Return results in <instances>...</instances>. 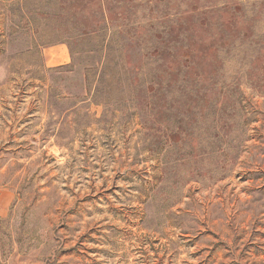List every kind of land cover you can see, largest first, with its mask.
Wrapping results in <instances>:
<instances>
[{"label":"rangeland","instance_id":"obj_1","mask_svg":"<svg viewBox=\"0 0 264 264\" xmlns=\"http://www.w3.org/2000/svg\"><path fill=\"white\" fill-rule=\"evenodd\" d=\"M0 264H264V0H0Z\"/></svg>","mask_w":264,"mask_h":264},{"label":"trees","instance_id":"obj_2","mask_svg":"<svg viewBox=\"0 0 264 264\" xmlns=\"http://www.w3.org/2000/svg\"><path fill=\"white\" fill-rule=\"evenodd\" d=\"M109 64V60L108 58H105L104 62H103V65H102V71H101V74L99 75V78L96 80H93L94 79V76H95V71H97V69L95 67H89L86 69V76H85V82L87 85H91L93 84V82L95 83H100V79H102V76H104V71H105V74L107 75V66ZM94 71V72H93ZM93 73V74H92ZM114 75V74H113Z\"/></svg>","mask_w":264,"mask_h":264}]
</instances>
